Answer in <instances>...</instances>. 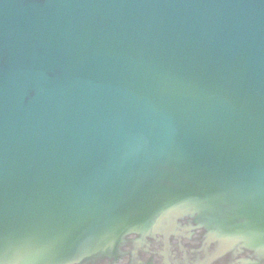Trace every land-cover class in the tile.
Listing matches in <instances>:
<instances>
[{
	"label": "water",
	"instance_id": "95a60500",
	"mask_svg": "<svg viewBox=\"0 0 264 264\" xmlns=\"http://www.w3.org/2000/svg\"><path fill=\"white\" fill-rule=\"evenodd\" d=\"M0 264H264V0H0Z\"/></svg>",
	"mask_w": 264,
	"mask_h": 264
}]
</instances>
